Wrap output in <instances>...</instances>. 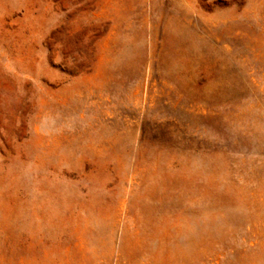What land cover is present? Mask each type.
Returning a JSON list of instances; mask_svg holds the SVG:
<instances>
[{"label": "rangeland", "instance_id": "obj_1", "mask_svg": "<svg viewBox=\"0 0 264 264\" xmlns=\"http://www.w3.org/2000/svg\"><path fill=\"white\" fill-rule=\"evenodd\" d=\"M0 264H264V0H0Z\"/></svg>", "mask_w": 264, "mask_h": 264}]
</instances>
